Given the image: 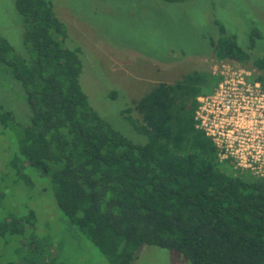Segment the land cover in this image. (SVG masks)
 I'll return each instance as SVG.
<instances>
[{"label":"trees","instance_id":"trees-1","mask_svg":"<svg viewBox=\"0 0 264 264\" xmlns=\"http://www.w3.org/2000/svg\"><path fill=\"white\" fill-rule=\"evenodd\" d=\"M14 8L24 55L0 36V63L19 83L28 114L15 118L0 104V132L11 133L16 176L27 184L33 170L48 180L65 220L110 264H133L143 245L189 264H264V177L219 161L195 128L196 99L219 77L195 70L158 83L134 102L137 117L129 108L122 113L144 137L133 142L89 104L79 84L80 49L63 45L67 28L50 0H14ZM218 30L209 40L214 57L249 65L264 86L258 31L242 48L234 34ZM26 218L35 215L29 210Z\"/></svg>","mask_w":264,"mask_h":264},{"label":"rangeland","instance_id":"rangeland-1","mask_svg":"<svg viewBox=\"0 0 264 264\" xmlns=\"http://www.w3.org/2000/svg\"><path fill=\"white\" fill-rule=\"evenodd\" d=\"M50 2L67 28L63 45L80 49L79 84L89 104L133 142L144 137L129 127L122 113L129 108L137 117L134 102L158 83H173L195 70L213 74L222 65H237L253 77L260 73L249 65L217 60L209 40L216 38L221 26L246 48L255 29L261 36L253 38L255 47L263 51L264 0ZM22 32L14 0H0V36L20 55ZM0 104L15 118L28 114L19 83L1 63ZM11 137L10 132H0V264H110L65 220L48 180L33 170L26 171L27 184L16 176L9 164ZM29 210L34 220L26 218ZM133 264L189 263L179 253L143 245Z\"/></svg>","mask_w":264,"mask_h":264},{"label":"built area","instance_id":"built-area-1","mask_svg":"<svg viewBox=\"0 0 264 264\" xmlns=\"http://www.w3.org/2000/svg\"><path fill=\"white\" fill-rule=\"evenodd\" d=\"M213 74L217 85L196 99L195 128L211 140L219 161L264 177V86L237 65Z\"/></svg>","mask_w":264,"mask_h":264}]
</instances>
